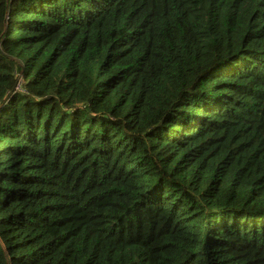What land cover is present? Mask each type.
<instances>
[{"label":"trees","instance_id":"16d2710c","mask_svg":"<svg viewBox=\"0 0 264 264\" xmlns=\"http://www.w3.org/2000/svg\"><path fill=\"white\" fill-rule=\"evenodd\" d=\"M0 264H264V0H0Z\"/></svg>","mask_w":264,"mask_h":264}]
</instances>
